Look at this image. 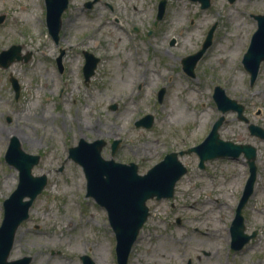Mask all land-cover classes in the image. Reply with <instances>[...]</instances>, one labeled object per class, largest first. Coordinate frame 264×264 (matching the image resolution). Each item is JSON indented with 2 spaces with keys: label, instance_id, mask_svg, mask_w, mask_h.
Here are the masks:
<instances>
[{
  "label": "rangeland",
  "instance_id": "obj_1",
  "mask_svg": "<svg viewBox=\"0 0 264 264\" xmlns=\"http://www.w3.org/2000/svg\"><path fill=\"white\" fill-rule=\"evenodd\" d=\"M86 1L69 0L54 41L44 0H0L5 15L0 51L20 44L22 55L30 53L26 61L0 66V223L3 200L18 181V170L4 158L15 136L11 130H17L24 151L40 155L33 174L47 175L17 229L9 259L29 255L30 264H83L86 254L94 264H118L106 211L86 196L83 170L68 157V147L80 138L104 139L101 155L106 159L110 143L119 139L113 158L135 162L138 172L145 173L165 153L184 150L206 136L221 114L212 97L215 85L242 103L249 121L264 129V61L252 85L242 65L256 29L251 14H264V0H210L204 9L198 1L167 0L156 25L159 0H95L90 7ZM30 2L37 4V26L17 14ZM213 24L212 43L194 75H188L181 60L200 47ZM237 35L242 47L234 57L235 70L229 71L222 50ZM60 49L62 71L56 61ZM84 50L99 57L87 82ZM10 77L17 81V98ZM160 87L165 91L158 101ZM184 88L193 89L191 96ZM178 106L189 117H178ZM147 113L153 116L151 127H137L135 121ZM218 133L223 140L256 148L254 188L242 209L245 232L255 235L241 249L231 248L229 227L249 174L244 154L209 159L201 168L192 151L179 157L187 172L176 182L173 196L147 200L149 215L127 264H264V139L251 135L232 110L224 113Z\"/></svg>",
  "mask_w": 264,
  "mask_h": 264
},
{
  "label": "water",
  "instance_id": "obj_2",
  "mask_svg": "<svg viewBox=\"0 0 264 264\" xmlns=\"http://www.w3.org/2000/svg\"><path fill=\"white\" fill-rule=\"evenodd\" d=\"M95 0L87 1L85 5L90 7ZM200 3L201 8H207L210 0H193ZM233 2L234 0H228ZM46 7V24L48 32L57 41L61 28V16L68 6L69 0H44ZM167 0H159L155 24L162 18L165 12ZM0 14V22L4 19ZM257 21V28L253 32L249 46L244 53L242 62L250 74V84H253L264 60V14H253ZM213 24L202 42V46L196 52L182 59L183 69L193 75V69L203 52L212 42ZM21 45L13 44L0 51V66L7 67L17 60H28L30 53L22 55ZM57 57V64L62 70L61 56ZM85 63L83 65L84 78L87 81L94 73L99 58L92 53L84 51ZM15 96L19 94V87L15 78H9ZM164 88L158 91V100H161ZM213 98L221 115L214 121L205 138L198 144L179 152L172 151L151 166L145 173H138V165L135 162L123 163L114 158L105 159L101 155L102 147L106 144L104 139H95L91 142L80 138L76 146L69 147L68 156L79 163L86 177V195L92 196L95 201L103 206L107 212L109 224L116 237V259L118 264H127L128 256L140 228L146 221L149 210L146 201L149 198L156 199L171 197L174 194L176 181L186 173L187 168L179 159L184 153L196 152L199 157V166L203 167L208 159L231 156L238 157L243 153L249 166V175L244 184L242 194L237 203L235 216L230 226L231 247L238 250L243 247L255 235L245 232L242 208L253 192L256 179V148L249 143H236L231 140H223L219 137L218 128L224 120V113L228 110L236 111L237 119L248 123L244 115V105L236 99L228 97L223 88L216 86ZM112 109L116 104L110 105ZM153 116L146 114L135 121L136 126L150 127ZM250 134L264 139V129L254 123L248 124ZM120 140L114 139L110 145L111 156L118 149ZM5 161L18 170V182L14 190L3 200V217L0 223V264H30L32 257L25 255L16 259H9L14 246L15 235L21 222L28 218L30 206L35 197L41 193L47 183L45 173L34 175L33 167L39 162L40 155L24 151L16 136H11L5 155ZM83 264H94L88 255H82Z\"/></svg>",
  "mask_w": 264,
  "mask_h": 264
},
{
  "label": "bare ground",
  "instance_id": "obj_3",
  "mask_svg": "<svg viewBox=\"0 0 264 264\" xmlns=\"http://www.w3.org/2000/svg\"><path fill=\"white\" fill-rule=\"evenodd\" d=\"M30 5L31 7L30 8H27L26 5H23L21 6L18 11H17V14L24 19L25 22H30L32 20V22L30 23L32 26H37V24L39 23V18L38 16L36 15V7H37V4L34 3V2H30ZM36 35L39 34V32H34ZM242 41H241V38L240 36H236V38L234 39V41L232 42V44L228 47H226L224 50H222V59L226 58L228 60V63H227V70L229 71H234L236 68L235 64L233 63L234 61V57L237 55L239 49L242 47ZM185 89V88H184ZM193 89H185V92L188 96H191L190 94L193 93L192 91ZM175 112L177 114L178 117L180 118H185L186 116L189 117V115L187 113H185L184 109H182V107H177L175 109ZM10 132H12L17 138L18 136L16 135L17 133V130L16 129H13L11 130ZM220 196V194H219ZM218 196V197H219ZM218 197H215V201L219 203V199ZM201 231V230H200ZM203 234L206 235L207 231H202ZM207 235H209V232L207 233ZM220 239H227L225 235L223 234H220L218 235Z\"/></svg>",
  "mask_w": 264,
  "mask_h": 264
}]
</instances>
